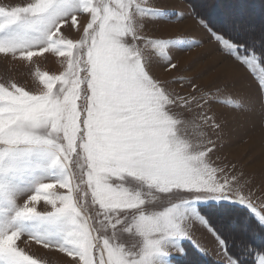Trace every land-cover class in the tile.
I'll return each instance as SVG.
<instances>
[{
  "label": "snow or ice",
  "instance_id": "6c2138e0",
  "mask_svg": "<svg viewBox=\"0 0 264 264\" xmlns=\"http://www.w3.org/2000/svg\"><path fill=\"white\" fill-rule=\"evenodd\" d=\"M195 15L264 95V0H207ZM179 16L151 0L0 6L5 59L66 61L59 74L36 71L39 90L0 83V264H40L19 246L29 241L64 264H203L201 229L222 264H264V200L213 159L214 94L159 75L177 67L174 48L203 43L150 33Z\"/></svg>",
  "mask_w": 264,
  "mask_h": 264
},
{
  "label": "rangeland",
  "instance_id": "374dc122",
  "mask_svg": "<svg viewBox=\"0 0 264 264\" xmlns=\"http://www.w3.org/2000/svg\"><path fill=\"white\" fill-rule=\"evenodd\" d=\"M24 2L25 0H0V6L19 5ZM248 2L257 6L261 4H257L258 0ZM206 3L207 0H151L154 7L180 14L171 20L150 25L149 31L153 36L181 41L203 40L201 46L174 48L171 55L177 67L159 75L164 80L188 77L205 91L211 90L214 102L209 114L214 115L223 126V132L217 141L218 150L215 151L213 159L217 165L227 166L232 174H243L244 181H247L245 192L251 188L259 205L264 200V192L261 191L264 189V95L258 92L251 76L240 79L244 69L217 51L216 43L207 39L193 7L195 4L201 10ZM44 57H34L32 62H22L11 57L5 59L0 54V83H16L26 90H39L41 85L36 76L37 70L59 74L66 67L63 57L48 53ZM171 87L180 92L191 91V86L187 83H173ZM241 104L243 110L234 107ZM74 170L79 175L75 166ZM167 204V200L162 197L155 210H163ZM125 239L126 237L121 236V242ZM193 239L202 244L208 253L203 257V264H222L223 257L210 233L201 229L194 234ZM19 246L40 264H64L66 259L63 254L44 249L31 241L28 244L20 242Z\"/></svg>",
  "mask_w": 264,
  "mask_h": 264
},
{
  "label": "trees",
  "instance_id": "16d2710c",
  "mask_svg": "<svg viewBox=\"0 0 264 264\" xmlns=\"http://www.w3.org/2000/svg\"><path fill=\"white\" fill-rule=\"evenodd\" d=\"M260 3H261V0H258L257 4L259 5ZM193 7H194L195 10H198V8H197L198 6L197 5L194 4Z\"/></svg>",
  "mask_w": 264,
  "mask_h": 264
}]
</instances>
